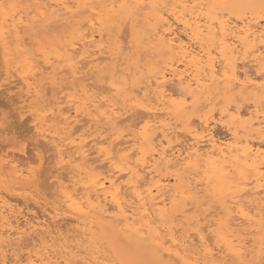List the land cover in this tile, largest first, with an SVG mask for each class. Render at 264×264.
I'll return each mask as SVG.
<instances>
[{
    "label": "bare ground",
    "instance_id": "6f19581e",
    "mask_svg": "<svg viewBox=\"0 0 264 264\" xmlns=\"http://www.w3.org/2000/svg\"><path fill=\"white\" fill-rule=\"evenodd\" d=\"M260 11L264 0H34L24 9L19 0H0V75L18 96L20 115L31 118L41 167L49 160L43 150L53 151L63 194L35 200L42 217L0 196V264H90L65 256L78 250V259L80 245L96 244L108 230L155 264H264ZM64 22L70 31L53 44L56 62L40 61L30 31ZM128 43L138 61L117 69ZM150 54L159 60L141 64ZM63 73L73 92L66 108L62 96L43 90ZM96 74L109 80L106 88ZM47 108L53 116L57 110L61 132L41 113ZM218 124L227 139L215 135ZM20 160L9 157L0 170L11 168L15 184H34L39 172L19 169ZM58 240L72 250L58 252ZM23 247H31L25 260ZM92 249L91 264H102L101 248Z\"/></svg>",
    "mask_w": 264,
    "mask_h": 264
},
{
    "label": "rangeland",
    "instance_id": "374dc122",
    "mask_svg": "<svg viewBox=\"0 0 264 264\" xmlns=\"http://www.w3.org/2000/svg\"><path fill=\"white\" fill-rule=\"evenodd\" d=\"M33 1L34 0H19V5H20V8L21 9H24V8H26V6L28 7V6H30L32 3H33ZM26 5V6H25ZM22 6V7H21ZM262 15H264V12L263 11H260V12H258L257 13V15L256 16H258V19H259V21H260V24L261 25H263L264 24V19H263V17L261 18V16ZM234 17V16H233ZM232 17V18H233ZM235 18V17H234ZM257 19V20H258ZM263 19V20H262ZM0 21H1V15H0ZM51 27H49V26H47V27H41V28H34L32 31H30V35L31 36H33V43H32V45H34V46H32V45H30L29 47H31V48H33L35 51H38V52H40V54L38 55V57L39 56H41V58L39 57V60L40 61H42L43 59H45V58H51V56H54V57H52V58H54V61H53V59L51 58V61L52 62H56V58H55V52H54V49H57L58 47H55L56 45H57V43L58 42H60V41H65L66 40V36H64V35H66L67 33L69 34V31H70V25L69 24H66L65 22L64 23H56V24H52V25H50ZM46 28V29H45ZM69 30V31H68ZM126 30V29H125ZM127 31V30H126ZM126 31H124V34H125V32ZM64 33V34H63ZM123 34V33H122ZM129 34V32L127 33V35ZM38 36H40V38L38 37ZM61 37H63L62 39H61ZM38 38V39H37ZM56 40H55V39ZM58 38V39H57ZM128 38V37H127ZM48 40V41H47ZM127 41H130V38H128V40ZM26 43H31L29 40L26 42ZM127 43V42H126ZM51 44V45H50ZM53 44H55V46H53ZM126 45V49H125V52L123 53V56H122V58L118 61V65L116 64V68L117 69H121V68H126V67H129V66H134V64H136L137 63V61H138V58H137V52L136 51H138L137 49H135V46L133 45V44H130V43H128V44H125ZM132 45V46H131ZM58 46V45H57ZM2 48V43H0V49ZM9 49H11V50H14L15 49V46H14V44H13V42H11V44L9 45ZM50 49H51V51H50ZM53 50V51H52ZM15 51V50H14ZM13 51V52H14ZM2 53H4V50H3V48H2V50H0V57L2 56ZM15 53V59H14V62H15V64L16 65H18V67H19V71L20 72H23V73H28L29 72V68H28V71H27V68H26V66L27 65H25L24 63H17L16 61H20V59L18 58V56H17V54H16V52H14ZM50 54V56H49V54ZM52 54V55H51ZM135 57V58H134ZM154 57V58H153ZM14 58V57H13ZM1 59V58H0ZM153 60V61H157L156 59H158V55H153V54H150L149 56H148V58L146 59V60H143V62L141 63V64H143V63H145L147 60ZM159 60V59H158ZM128 61V62H127ZM145 61V62H144ZM107 63H110V61H108ZM1 64V67L0 68H3L2 67V64H3V62L2 63H0ZM108 69H110V66H109V68H107V70ZM1 71H0V74H2L3 72H2V69H0ZM27 71V72H26ZM2 75H0V78H2V80L0 81V85H2V87L0 86V95H1V98H0V103H3V102H5V104L3 103V104H0V160H7L9 157H11V156H14V157H17L18 158V156H19V158H21V160H23L22 162H19L18 164L19 165H22V166H19V169H25V170H28V169H31V168H33V169H35V171H36V174H37V172H39V175L40 176H37V180L35 181V183L38 185H36L35 183L34 184H27V183H21L20 185H18V184H15L14 183V181H12L11 180V178H10V176H9V173H11V171H12V169L11 168H9L8 167V169H6V172H5V170L4 169H2L3 170V172H2V170H0V196H2V198H3V196L7 199V197H8V201H10V203L12 204V205H15V203H16V205L19 207V208H23L22 210H24L25 211V213H27L28 215L30 214V213H32V211L33 212H36L37 214H38V216H43V211H42V209H40V206H39V208L37 207V205H36V202H35V200H38L42 195H43V197L42 198H44V197H51L50 199L51 200H54V199H56V200H60L61 198H62V196H63V194H62V191H61V189L59 188V186H58V184H56V181L54 182V180H55V178L53 177L54 176V174H55V168L57 167V160H55V159H52L53 157V153H51V152H53L52 150H50L49 149V151L47 150V149H45V150H43L44 151V153H41L43 156H44V159H49L48 161H47V163H49V164H44V167H43V165H42V167L40 166V162L38 161V156H39V153H38V150H37V148H35V147H37V145H35V144H38V141H37V138L35 137V134H34V128L32 127V123H31V121H29L31 118H29L30 116H28V115H26L25 117H22L21 115H20V111H19V107H20V104H18L19 102L17 101V97L18 96H16V95H13V94H16L15 92H12V91H7V88H5L4 87V85H7V82L4 80V77H1ZM62 76H63V78L64 79H62V80H59V82H58V84H50V83H48L47 81H49V80H47V81H45V82H47L48 83V86L47 85H45L44 86V88H43V90H44V92H46L47 93V95L48 96H54V95H56L57 97H61L60 98V100H59V102L61 103L60 105H61V107L63 108L65 105H66V102H63V100L64 101H67V100H70L71 98H72V95H73V92L70 90V89H66L65 87H66V83H68L69 81H71V78H69V75L68 74H66V73H63L62 74ZM67 76V77H66ZM101 76L102 75H99V74H96L95 75V77H94V81L95 82H97L100 86H104V88H106L107 87V85H108V82H109V80L108 81H106L107 79H102L101 78ZM37 78H38V80L40 79V75H38L37 77H36V80H37ZM99 80H101L102 81V84H101V82L99 81ZM104 81H106V82H104ZM31 82H34L33 80L31 81ZM40 83V82H39ZM65 83V84H64ZM105 85H106V87H105ZM47 88V89H46ZM63 88H65V90H62ZM2 89H3V91H2ZM9 89V88H8ZM48 90V91H47ZM7 91V92H6ZM4 92H6V93H8V94H6V93H4ZM49 92V93H48ZM67 93V94H66ZM66 94V95H65ZM66 96V98H64V96ZM69 95H70V97H69ZM3 96H5V99H4V97ZM9 96V97H8ZM13 96V97H12ZM12 97V98H11ZM63 98V99H62ZM3 99V100H2ZM14 100H16V101H14ZM2 101V102H1ZM9 101H10V103H9ZM63 103H62V102ZM18 102V103H17ZM7 103V104H6ZM10 105V106H7V108H6V105ZM13 104V105H12ZM17 104V105H16ZM73 105L72 106H75L76 104H74V103H72ZM71 105V104H70ZM18 107V108H17ZM67 107H68V105H67ZM13 108V109H12ZM64 108H66V106L64 107ZM9 110H11V111H9ZM43 112H46L45 114L48 116V114H49V116L51 117H49V118H47V120L49 119V121H48V123L49 124H51V125H53L54 127L52 128L53 129V131L54 132H61V127L63 126V124L62 123H60L58 120H57V122L58 123H56V114H57V110H56V112H55V115L53 116L52 115V113H51V111L47 108V109H44V111L42 110L41 111V113L42 114H44ZM73 112V111H72ZM12 113H16L15 115L13 114V115H11ZM11 115V116H10ZM19 116V117H18ZM27 116H28V119H27ZM15 118L16 119H18V121L16 120L15 121ZM55 118V119H54ZM23 119V120H22ZM55 120V121H54ZM228 120V118H225L224 119V122L225 121H227ZM29 121V122H28ZM23 122V123H22ZM9 123V124H8ZM12 123H14L13 125H12ZM19 123V124H18ZM30 123V124H29ZM25 124H27V125H25ZM9 125V126H8ZM20 127H19V126ZM21 125H23V126H21ZM31 125V126H30ZM142 125V122H140V124H139V126H141ZM6 126H8V127H6ZM58 128H57V127ZM221 126V127H220ZM23 127V128H22ZM7 128V129H6ZM9 128H11V129H9ZM222 128V129H221ZM214 133H215V135L217 136V137H219L220 139H227L228 138V131H227V129L223 126V125H216L215 127H214ZM31 130V131H30ZM33 130V131H32ZM26 131H27V133H26ZM28 131H30V132H28ZM8 132V133H7ZM3 133V134H2ZM7 133V134H6ZM28 134V135H27ZM30 134V135H29ZM34 134V135H33ZM80 134H82L80 131L79 132H77L73 137H77V136H79ZM29 142V143H28ZM31 142V143H30ZM7 144H9V145H7ZM33 146H32V145ZM33 149V150H32ZM27 150V151H26ZM3 151V152H2ZM9 153H8V152ZM5 152V153H4ZM14 152V153H13ZM13 153V154H12ZM30 154V155H29ZM34 154V155H33ZM28 156V157H27ZM37 156V157H36ZM48 156V157H47ZM5 157V158H4ZM25 157H26V160H25ZM47 157V158H46ZM52 157V158H51ZM33 158H34V160H33ZM37 159V160H36ZM4 160V161H5ZM20 160V161H21ZM3 161V162H4ZM26 163H25V162ZM36 161H37V163H36ZM0 162H2V161H0ZM2 162V163H3ZM24 162V163H23ZM34 164H33V163ZM2 163H0V166H1V164ZM23 163V164H22ZM55 163V164H54ZM17 164V163H16ZM26 164H27V166H26ZM23 165H25V166H23ZM56 166V167H55ZM23 167V168H22ZM26 167V168H25ZM28 167V168H27ZM42 169H41V168ZM47 169H46V168ZM5 168V167H4ZM7 168V167H6ZM46 170H45V169ZM40 170V171H39ZM52 171V172H51ZM41 172V173H40ZM6 173V176H4V174ZM53 173V174H52ZM38 175V174H37ZM51 175V176H50ZM2 176H4L3 177V179H2ZM9 177V179H8V177ZM41 179H40V178ZM6 179V180H5ZM45 179V180H44ZM47 179V180H46ZM8 180V181H7ZM42 180H44V181H42ZM42 182H45V184L44 183H42ZM172 183H173V181H171ZM13 183V184H12ZM40 183V184H39ZM12 184V185H11ZM43 186H42V185ZM24 185V186H23ZM31 185H33V187H31ZM47 185V186H46ZM49 186V187H48ZM10 188V189H9ZM34 190V191H33ZM38 192H37V191ZM32 191V192H31ZM40 191V192H39ZM37 192V193H36ZM46 192H47V196H46ZM8 194V196H7V194ZM2 194V195H1ZM13 195V196H12ZM34 195V196H33ZM7 196V197H6ZM36 197H38V198H36ZM4 198V199H5ZM14 198H18L19 199V201L17 202ZM5 199V200H6ZM31 200V201H30ZM34 200V201H33ZM41 200H43V199H41ZM41 200H39V201H41ZM20 201H23V202H21L20 203ZM15 202V203H14ZM42 202V201H41ZM19 203V204H18ZM30 203V204H29ZM33 203H34V205H33ZM15 205V206H16ZM20 205H22V206H20ZM24 205V206H23ZM31 205V206H30ZM32 205H33V207H32ZM30 209H29V208ZM36 208V209H35ZM31 209H32V211H31ZM30 210V211H29ZM35 210V211H34ZM38 211V212H37ZM40 211V212H39ZM31 215V214H30ZM66 222H68V220H66ZM66 222H59L60 224H64V223H66ZM69 222H72V221H70L69 220ZM73 223V222H72ZM74 224V223H73ZM70 228V227H69ZM101 234H98L99 236H98V239H97V243L96 244H88V243H86V244H83V245H80V246H82V247H84V248H82V250H83V252H80V253H82V254H80V257H78V259L76 258V256H78L79 255V251L78 250H73L72 251V254L75 256V258L73 257V256H70L71 254V252H70V250H72L71 248L70 249H68V247H67V245H63L62 243L64 242V240H58L57 241V243H56V245H59V246H57V248H58V252L60 251V253H61V251L62 250H64L65 249V247L67 248L66 249V251H69L70 253V255L69 254H67L65 257L66 258H68L69 260H71V261H73V263L74 262H76V261H79V258H80V260H82V261H84L83 260V258H89L90 259V261H88L89 259H87V261L88 262H90V264L92 263V258L93 257H95V256H97V253H93L94 252V249H92L93 248V246L95 247L96 246V250L97 249H99V251H100V248H101V250H102V255L101 254H99L98 253V255L100 256V259L102 260V261H100V259H99V261L102 263V264H114V262L116 261V263L115 264H155L151 259H150V257H149V255L148 254H146V252L145 251H143V250H139V249H137V248H135L127 239H125V238H123L122 236H117V235H114V234H112L109 230L107 231V232H105V233H102V232H100ZM72 235V234H71ZM105 235V236H104ZM120 239V240H119ZM217 239H214V242L216 241ZM27 243H30V241H27V242H25V245L27 244ZM61 243V244H60ZM100 246H99V245ZM61 245V246H60ZM84 245H91V248H88L89 246H84ZM61 247V248H60ZM62 247H64V248H62ZM23 248H25V247H23ZM38 248V247H37ZM36 248V249H37ZM55 248H56V246H55ZM56 248V249H57ZM80 248V249H81ZM27 251H26V250ZM24 250H23V260H25L28 256H27V252H28V250L30 249L31 250V247H29V248H25ZM60 249H62V250H60ZM86 249V250H85ZM82 250H80V251H82ZM91 250H93L92 252H91ZM95 250V251H96ZM86 251H88V254L91 252V255H88V254H86L85 255V252ZM90 251V252H89ZM107 251H108V253H107ZM74 252V253H73ZM59 253V254H60ZM77 253V254H76ZM93 253V254H92ZM62 254V253H61ZM108 254V255H107ZM83 255V256H82ZM106 255V256H105ZM110 255V256H109ZM70 256V257H69ZM82 256V257H81ZM89 256H92V257H89ZM102 256V257H101ZM110 257V258H107V257ZM115 258H114V257ZM113 257V258H112ZM82 258V259H81ZM75 259V260H74ZM108 259H110L109 261H108ZM117 259V260H116ZM103 260H107V261H103ZM118 262V263H117ZM100 264V263H99Z\"/></svg>",
    "mask_w": 264,
    "mask_h": 264
}]
</instances>
